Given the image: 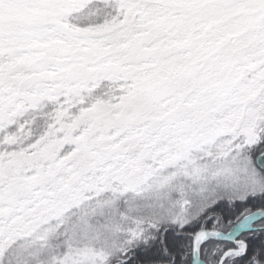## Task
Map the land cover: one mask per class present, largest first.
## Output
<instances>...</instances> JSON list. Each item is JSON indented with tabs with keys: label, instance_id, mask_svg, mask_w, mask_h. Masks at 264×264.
<instances>
[{
	"label": "snow or ice",
	"instance_id": "snow-or-ice-1",
	"mask_svg": "<svg viewBox=\"0 0 264 264\" xmlns=\"http://www.w3.org/2000/svg\"><path fill=\"white\" fill-rule=\"evenodd\" d=\"M0 264H264V0H0Z\"/></svg>",
	"mask_w": 264,
	"mask_h": 264
}]
</instances>
